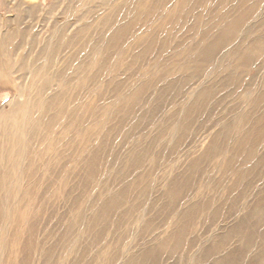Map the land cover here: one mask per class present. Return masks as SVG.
Returning <instances> with one entry per match:
<instances>
[{
    "label": "rangeland",
    "instance_id": "1",
    "mask_svg": "<svg viewBox=\"0 0 264 264\" xmlns=\"http://www.w3.org/2000/svg\"><path fill=\"white\" fill-rule=\"evenodd\" d=\"M3 52L0 264H264V0H0Z\"/></svg>",
    "mask_w": 264,
    "mask_h": 264
},
{
    "label": "bare ground",
    "instance_id": "2",
    "mask_svg": "<svg viewBox=\"0 0 264 264\" xmlns=\"http://www.w3.org/2000/svg\"><path fill=\"white\" fill-rule=\"evenodd\" d=\"M2 39H3V37H2ZM3 54H5V53L4 52L0 53V80L3 79V81H4V79L6 80V78L4 76L5 75L4 73H5V70H9V65H8V62H7L8 60L4 57Z\"/></svg>",
    "mask_w": 264,
    "mask_h": 264
}]
</instances>
